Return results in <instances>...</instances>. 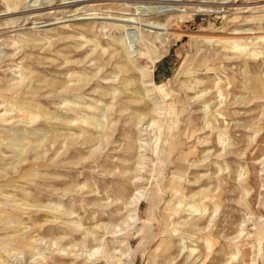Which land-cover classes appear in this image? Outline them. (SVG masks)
Here are the masks:
<instances>
[{
    "label": "rangeland",
    "instance_id": "1",
    "mask_svg": "<svg viewBox=\"0 0 264 264\" xmlns=\"http://www.w3.org/2000/svg\"><path fill=\"white\" fill-rule=\"evenodd\" d=\"M184 2L0 0V264H264V0Z\"/></svg>",
    "mask_w": 264,
    "mask_h": 264
},
{
    "label": "bare ground",
    "instance_id": "2",
    "mask_svg": "<svg viewBox=\"0 0 264 264\" xmlns=\"http://www.w3.org/2000/svg\"><path fill=\"white\" fill-rule=\"evenodd\" d=\"M94 2V1H93ZM171 2V3H170ZM82 4H81V6L82 5H85L86 3H88V1H84V2H81ZM126 3V2H125ZM165 5H164V7L163 8H169V7H173V6H187L186 5V3L184 2V0H165V3H164ZM78 5V4H77ZM123 5V4H122ZM122 5H120V6H122ZM200 5V4H199ZM190 6V5H189ZM201 7H204L203 5H201ZM151 10H153V9H151ZM156 10V9H155ZM154 10V11H155ZM177 10V9H176ZM199 10L201 11V9L199 8ZM198 10V11H199ZM153 11V12H154ZM172 11H173V9H172ZM179 11V10H178ZM168 12H170V10H168ZM175 12V11H174ZM179 12H181V11H179ZM79 15V14H78ZM105 15V14H104ZM157 15V14H156ZM81 16V15H80ZM111 16V15H110ZM121 17V16H120ZM113 21V20H112ZM133 21H135V19H133V18H130V19H127V20H122L121 22L122 23H125L126 25H125V27L127 26V27H132V25H133ZM93 31V30H92ZM165 31V30H164ZM135 36V35H134Z\"/></svg>",
    "mask_w": 264,
    "mask_h": 264
}]
</instances>
